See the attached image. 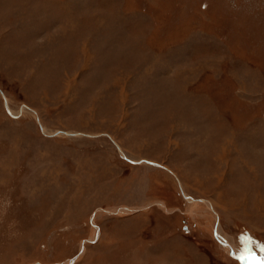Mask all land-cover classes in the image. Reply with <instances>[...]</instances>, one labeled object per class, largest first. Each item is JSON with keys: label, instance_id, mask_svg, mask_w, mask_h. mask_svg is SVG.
Here are the masks:
<instances>
[{"label": "rangeland", "instance_id": "rangeland-1", "mask_svg": "<svg viewBox=\"0 0 264 264\" xmlns=\"http://www.w3.org/2000/svg\"><path fill=\"white\" fill-rule=\"evenodd\" d=\"M215 228L264 264V0H0V264H245Z\"/></svg>", "mask_w": 264, "mask_h": 264}, {"label": "bare ground", "instance_id": "bare-ground-1", "mask_svg": "<svg viewBox=\"0 0 264 264\" xmlns=\"http://www.w3.org/2000/svg\"><path fill=\"white\" fill-rule=\"evenodd\" d=\"M210 207V206H209ZM219 226V225H218ZM217 231V238L219 239V241L221 242V244L226 247L227 251H230V253L234 256V257H239L245 264H257L254 261V258L244 254L243 252H241L240 250H238L237 248L233 247L231 245V243H229L228 241H226L225 237H223L220 233V230L218 228H215ZM225 249V248H224Z\"/></svg>", "mask_w": 264, "mask_h": 264}]
</instances>
